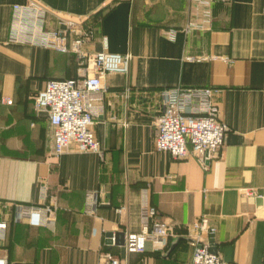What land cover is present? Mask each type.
<instances>
[{"label":"crops","instance_id":"crops-1","mask_svg":"<svg viewBox=\"0 0 264 264\" xmlns=\"http://www.w3.org/2000/svg\"><path fill=\"white\" fill-rule=\"evenodd\" d=\"M25 1L0 0V221L8 223L0 256L8 264H109V252L118 264H190L184 234L206 214L215 227L209 241L223 260L264 264V0H209L210 29L188 33L180 27L205 4L40 0L54 13L93 22L85 46L91 53L104 49L105 38L108 51L131 55L126 73L104 78L103 111L92 125L103 159L72 144L52 155L48 118L35 114L32 98L46 79L75 76L77 66L70 54L7 42L11 5ZM169 27L178 29L173 40ZM176 86L211 87L217 118L227 126L206 169L194 155L175 159L154 147L159 92ZM42 185L56 197L55 219L12 222L10 204L37 202ZM246 187L257 195H243ZM91 189L102 195L95 213L86 214ZM143 190L174 234L165 245L148 242L144 251L122 255L105 233L140 230Z\"/></svg>","mask_w":264,"mask_h":264},{"label":"built area","instance_id":"built-area-1","mask_svg":"<svg viewBox=\"0 0 264 264\" xmlns=\"http://www.w3.org/2000/svg\"><path fill=\"white\" fill-rule=\"evenodd\" d=\"M203 5L180 29L185 33L192 30H208L212 21L209 0H189V3ZM264 13V8L262 9ZM87 17L62 16L51 11L40 0H26L11 5L8 43L30 45L73 56L76 75L71 77H51L45 80L43 88L33 95L32 107L36 115L45 114L51 129L52 155L58 158L70 145L77 152H93L101 159L104 150L96 138L92 125L97 115L103 111V92L106 90L104 78L112 73H126L131 59L129 53L121 54L106 49V39H102L104 49L91 53L85 46L94 37V26ZM178 29L169 27L166 36L173 40ZM203 56H187L188 60H201ZM229 61L226 57H218ZM214 91L207 86H176L159 92L160 109L155 116L156 129L154 147L175 159L194 155L202 168L219 150L227 126L217 118L218 108ZM120 95L127 97V91ZM245 196L257 195L246 187L241 189ZM102 193L97 189L85 192L83 211L94 214ZM11 221L42 226L53 221L58 205L56 197L50 195L46 185H42L38 201L34 203L12 202ZM141 228L138 232L126 234L127 252H142L148 242L165 245L168 236L174 234V226L156 219L157 211L142 191ZM8 228L6 221H0V238ZM215 232L208 216L200 214L187 225L184 236L193 251L190 264H235L223 260L211 251L209 237ZM109 264H118V258L109 252L103 254ZM0 264H8L6 257L0 256Z\"/></svg>","mask_w":264,"mask_h":264},{"label":"water","instance_id":"water-1","mask_svg":"<svg viewBox=\"0 0 264 264\" xmlns=\"http://www.w3.org/2000/svg\"><path fill=\"white\" fill-rule=\"evenodd\" d=\"M255 204L261 202V197H255L254 199ZM105 237H106V242L107 245H117L120 248L121 254L124 255L126 249H125V233L123 231H108L105 233ZM212 241V239H210ZM108 245V246H109ZM211 251L213 253H216V247L215 246H211ZM12 264H29V263H20V262H15Z\"/></svg>","mask_w":264,"mask_h":264},{"label":"rangeland","instance_id":"rangeland-1","mask_svg":"<svg viewBox=\"0 0 264 264\" xmlns=\"http://www.w3.org/2000/svg\"><path fill=\"white\" fill-rule=\"evenodd\" d=\"M210 2V1H209ZM211 2H213V0L211 1ZM182 27V26H181ZM175 28V27H174ZM168 29V28H167ZM32 101H33V99H32Z\"/></svg>","mask_w":264,"mask_h":264}]
</instances>
